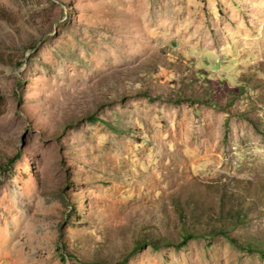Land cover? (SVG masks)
<instances>
[{"label": "rangeland", "instance_id": "rangeland-1", "mask_svg": "<svg viewBox=\"0 0 264 264\" xmlns=\"http://www.w3.org/2000/svg\"><path fill=\"white\" fill-rule=\"evenodd\" d=\"M223 194L264 239V0H0V264H264L131 252Z\"/></svg>", "mask_w": 264, "mask_h": 264}, {"label": "trees", "instance_id": "trees-1", "mask_svg": "<svg viewBox=\"0 0 264 264\" xmlns=\"http://www.w3.org/2000/svg\"><path fill=\"white\" fill-rule=\"evenodd\" d=\"M171 100V99H170ZM173 100V99H172ZM210 104L208 99H194ZM226 198V199H225ZM228 195H222L220 202L222 205L217 212L209 211L206 214L200 212L199 208H188V202H176V212L179 215L180 232L177 240L169 238H144L136 242V246L131 251L132 253L142 247L150 244L153 248H160L169 245H186L191 239H209L217 235H221L228 239V241L247 252H258L264 255V239L258 237H241L236 232L235 228L247 222L246 216L248 211L242 209L240 199ZM236 203V205L234 204ZM226 203L230 204L225 207ZM127 258L121 260L117 264H122Z\"/></svg>", "mask_w": 264, "mask_h": 264}]
</instances>
